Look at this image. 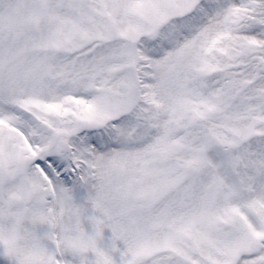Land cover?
Listing matches in <instances>:
<instances>
[{"label": "snow or ice", "instance_id": "6c2138e0", "mask_svg": "<svg viewBox=\"0 0 264 264\" xmlns=\"http://www.w3.org/2000/svg\"><path fill=\"white\" fill-rule=\"evenodd\" d=\"M0 264H264V0H0Z\"/></svg>", "mask_w": 264, "mask_h": 264}]
</instances>
